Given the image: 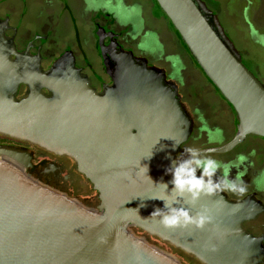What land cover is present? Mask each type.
<instances>
[{"label":"water","instance_id":"1","mask_svg":"<svg viewBox=\"0 0 264 264\" xmlns=\"http://www.w3.org/2000/svg\"><path fill=\"white\" fill-rule=\"evenodd\" d=\"M153 1L235 117L233 138L199 155L227 153L248 136L264 141V87L225 41L213 16L197 0ZM116 47H103L100 39L98 53L112 85L99 95L68 52L43 73L0 34V135L71 159L98 202L88 209L35 184L19 168L25 156L0 147V264H179L131 229L200 264H264L263 238L242 227L263 210L260 203H233L217 193L201 196L191 207L187 195L175 196L168 169L191 135L192 120L164 71ZM21 84L28 95L17 100ZM170 198L172 207L192 215L206 206L214 225L165 229L151 215L167 211L160 199Z\"/></svg>","mask_w":264,"mask_h":264},{"label":"flooded vegetation","instance_id":"2","mask_svg":"<svg viewBox=\"0 0 264 264\" xmlns=\"http://www.w3.org/2000/svg\"><path fill=\"white\" fill-rule=\"evenodd\" d=\"M197 1L213 16L225 41L264 87V0ZM157 10L153 0H0V34L13 45L18 55L38 64L43 73H48L68 52L81 77L87 79L99 95L112 85L98 53L100 39L103 47L115 44L117 52H131L135 59L164 71L166 80L176 86L180 101L192 120L191 135L176 154L177 159H182L188 156L184 152L187 147L203 150L228 143L235 134L236 121L230 107L195 67L168 20L162 13L157 15ZM130 20L149 22L153 32L139 29L132 35ZM165 46L174 49V53L168 54ZM11 59L15 60V56L11 55ZM42 93L50 96L45 90ZM27 95L28 87L21 84L16 99ZM0 147L25 156L19 168L30 179L55 185H59L58 180L62 178L71 182L79 178L84 180L67 157L2 135ZM202 157L222 165L213 179L222 181L227 171L228 179L235 178L238 184L242 182L246 187L242 196L220 193L228 201L238 203L252 199L263 206V210L244 221L242 227L248 234L263 238L264 246V141L248 136L227 153ZM196 175L200 176L199 170ZM131 231L144 238H153L195 261L156 237L137 229Z\"/></svg>","mask_w":264,"mask_h":264},{"label":"clouds","instance_id":"3","mask_svg":"<svg viewBox=\"0 0 264 264\" xmlns=\"http://www.w3.org/2000/svg\"><path fill=\"white\" fill-rule=\"evenodd\" d=\"M184 152L190 156V159L175 160L174 166L168 169L172 176L171 183L172 191L175 196L183 198L186 195L189 197L187 203L191 207H195L201 196H213L217 193L232 192L238 195H244L246 187L242 182L239 184L237 180L228 179V172H224V179H213L216 176L217 170L222 165L220 162L204 158L199 155V149L187 147ZM200 171V176L197 177L196 172ZM165 189L166 184H163ZM164 208L167 211L156 209L151 217H159V223L165 229H195L204 230L209 225H214L215 217L211 210L206 206H201L200 209L192 215L188 209L175 208L172 204L175 203L174 198L164 200ZM103 243V239L100 240ZM210 251H215V245L210 246Z\"/></svg>","mask_w":264,"mask_h":264},{"label":"rangeland","instance_id":"4","mask_svg":"<svg viewBox=\"0 0 264 264\" xmlns=\"http://www.w3.org/2000/svg\"><path fill=\"white\" fill-rule=\"evenodd\" d=\"M158 14L160 15L162 12L158 9ZM130 25H131V34L136 35L138 33V30L140 29L142 32L143 31H152L153 29L151 24L147 22L146 24L143 22L142 23H136L134 20H130ZM153 32V31H152ZM136 33V34H135ZM153 44V43H152ZM164 50L169 54L174 53V49H172L170 46H165ZM194 75V71L192 73ZM196 74V73H195ZM213 142V141H211ZM208 142V143H211ZM197 146V145H196ZM30 179V178H29ZM32 182L35 184L55 193L59 194L61 196H64L72 201H75L79 205L86 207L88 209H96L97 204L94 202V197L90 194V185L89 183L84 179H77L71 182L70 180L67 179H60L58 180L59 185H55L52 183H47L44 180L41 179H30ZM55 182V179H53ZM135 237L142 239L147 245L153 247L154 249L158 250L159 252L170 256L173 258L175 261H177L179 264H199L197 261H191L188 257L176 253L173 250H170L169 248L163 246L160 242L153 238H144L142 235L139 234H133Z\"/></svg>","mask_w":264,"mask_h":264},{"label":"trees","instance_id":"5","mask_svg":"<svg viewBox=\"0 0 264 264\" xmlns=\"http://www.w3.org/2000/svg\"><path fill=\"white\" fill-rule=\"evenodd\" d=\"M91 188V187H90ZM90 194L94 197V202H95V204H97L98 202H97V199H96V197H95V193L92 191V189H90Z\"/></svg>","mask_w":264,"mask_h":264}]
</instances>
